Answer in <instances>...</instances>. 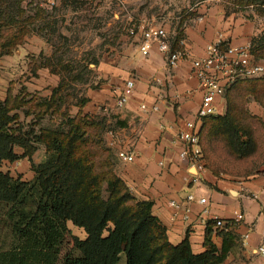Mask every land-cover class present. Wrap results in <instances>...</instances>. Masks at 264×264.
Listing matches in <instances>:
<instances>
[{
  "label": "trees",
  "instance_id": "1",
  "mask_svg": "<svg viewBox=\"0 0 264 264\" xmlns=\"http://www.w3.org/2000/svg\"><path fill=\"white\" fill-rule=\"evenodd\" d=\"M22 0L16 6L0 0V57L11 54L24 37L33 31L42 33L53 26L39 3ZM88 0H65L76 9ZM56 9L55 4L50 6ZM28 11H30L28 13ZM44 22L37 27L38 19ZM173 50V49H172ZM250 52L264 58V41H252ZM36 67H46L62 75L51 57L39 61ZM62 82L51 89L49 97L22 89L0 98V165L31 156L38 148L46 147L45 159L33 165L31 179L14 177L0 166V223L9 226L14 244L0 252V264H217L222 255L214 246L194 253L188 238L171 243L165 226L152 213L151 200L137 199L117 174L112 152L104 143V126L82 113L87 98L81 99L79 110L65 115L57 127L35 132L33 124L23 130L17 109L25 106L24 95L36 97L32 109L36 124L58 111ZM22 94V95H21ZM253 96L264 106V77L249 80L238 78L225 91L224 114L208 118L204 132L203 119L198 130L201 161L214 174L247 177L264 162V122L249 113L248 97ZM22 97L19 100V97ZM251 120L255 121L253 126ZM66 124L67 128L63 127ZM201 137V138H200ZM15 147L22 153L15 151ZM262 151V155L260 153ZM258 155V166L240 172L227 166L228 159L246 160ZM82 228L85 237L71 233L68 223ZM71 241V248L65 247ZM124 262H121V256Z\"/></svg>",
  "mask_w": 264,
  "mask_h": 264
},
{
  "label": "crops",
  "instance_id": "2",
  "mask_svg": "<svg viewBox=\"0 0 264 264\" xmlns=\"http://www.w3.org/2000/svg\"><path fill=\"white\" fill-rule=\"evenodd\" d=\"M104 1L114 8L115 21L128 26V30L135 28V33L122 34L116 46L100 59L99 79L84 92L87 100L81 110L103 120L106 130L102 137L112 152L117 174L137 199L152 201V213L165 226L171 243L178 244L187 237L194 253L214 246L215 254L222 255L217 264H264L257 252L264 244V162L247 177L214 174L208 168L198 170L181 160L180 152L186 144L179 139L187 121L199 128L201 125L196 116L202 89L191 61L204 57L207 45L219 33L228 45L264 41V0ZM21 4L28 7L29 1L22 0ZM140 25L166 31L170 49L183 52L177 66L168 67L156 43L147 54L141 52ZM23 43L4 55H15ZM252 61L264 65V58L253 56ZM35 68L42 72L40 79L45 75L50 78L49 93L38 92L49 97L58 78L46 67ZM128 79L134 80L133 92L119 106L117 100ZM12 84L10 79L7 89ZM216 107L218 114L225 111V96L216 98ZM79 109L75 107L74 113ZM248 109L264 122V107L253 98ZM109 129L112 135L106 133ZM119 151L134 158L123 160L118 157ZM18 160L12 163L18 164ZM33 175L29 170L22 178L31 179ZM190 194L192 199H188ZM185 211L189 214L186 220L182 218ZM237 211L243 218L233 221ZM213 216L229 220V226L217 227Z\"/></svg>",
  "mask_w": 264,
  "mask_h": 264
},
{
  "label": "rangeland",
  "instance_id": "3",
  "mask_svg": "<svg viewBox=\"0 0 264 264\" xmlns=\"http://www.w3.org/2000/svg\"><path fill=\"white\" fill-rule=\"evenodd\" d=\"M5 1L6 4L11 3L14 6L17 3L16 0ZM28 1L44 3V7L48 10L41 11H44L45 14L49 13L47 19L51 22L53 28H46L41 34L36 31L31 32L26 36L27 39L15 55H3L0 58V98L3 99L5 97L8 89H11L12 93L16 94L26 87L27 92L36 93L37 95H39L38 92L41 94L49 93V86H51L50 81H48L50 79L49 76L45 75L44 79H40L39 75L42 72L38 71L35 66L39 61H43L45 57H51L52 61L56 63L58 69L62 72V75H59L49 71L58 78V83L62 82V90L58 96H62L63 98L58 111L52 114L50 112L45 113L44 117L36 124L34 119H32V109L29 113L27 112L28 106H30L29 102H31L29 99L32 98V102H36L38 100L37 95L33 97L24 95L26 105L24 107L20 106L17 109L19 121L23 124V130L28 127L30 128L31 123H35L32 128L35 132H39L43 128L57 127L62 120H66L65 115L74 114L75 107L80 106L79 102L85 97L84 92L86 89L94 87L96 81L99 79L97 65L100 59L110 50V47L116 46L122 34H130V31L128 30V26L120 25V23L115 21L114 8L110 7L104 0H88L86 3L79 4L76 9L73 8L72 3L65 4V0ZM51 2H54L56 9L50 7ZM43 22L44 19H38L37 27ZM260 77H264V73L246 78L252 80ZM10 79L13 84L9 85L7 89ZM21 98L20 96L19 100ZM252 98L257 101L250 95L246 108L251 115L258 117L248 109V103ZM224 113L225 111L221 114ZM90 119L102 123L106 130L102 119L91 116ZM209 119L205 123V133L209 127ZM251 122L253 126L255 121L251 120ZM63 127L67 128L66 124ZM36 145L38 148L29 158L28 156L20 158L18 164L4 160L0 165L1 168L12 176L21 178L29 170L34 172L32 166L38 165L43 161L46 153V147L42 142L36 143ZM17 151L18 153H22L18 147ZM260 153L262 155L261 150ZM259 159H261V156ZM259 159L257 153L246 160H234L230 158L228 159L229 163H227V166L241 173L253 167V163L254 166H258L260 163ZM68 226L73 235L80 238L85 237V232L82 228L74 226L71 222L68 223ZM14 242L15 238L9 226L0 223V252L9 249ZM65 247L71 248L70 239H68ZM121 262H124L123 255L121 256Z\"/></svg>",
  "mask_w": 264,
  "mask_h": 264
},
{
  "label": "built area",
  "instance_id": "4",
  "mask_svg": "<svg viewBox=\"0 0 264 264\" xmlns=\"http://www.w3.org/2000/svg\"><path fill=\"white\" fill-rule=\"evenodd\" d=\"M138 28V27H137ZM139 29L142 34L140 50L143 54H147L151 45L156 43L158 49L166 56L167 65L169 68L177 66L178 61L183 56V52L171 50L167 33L162 27L153 25H140ZM130 33H135V28H130ZM253 54L250 52V44L243 45H228L224 42L221 33L217 38L209 43L206 48V55L202 58H197L191 61L193 74L198 78L202 89V98L197 109V120L200 122L203 119L212 115L218 114L216 107V98L224 96L227 87L238 78H246L264 73V65L252 61ZM134 88V80L128 79L120 91L117 104L124 105ZM142 107H144L142 105ZM187 129L179 133V139L186 145L180 152L181 160L185 165H193L198 170H204L205 166L201 161V147L199 145L198 130L193 121L186 122ZM112 135V130L106 132ZM108 145L112 141H107ZM118 157L123 160H132V154L123 151L118 152ZM193 195H188V199H192ZM200 202H205V198H200ZM170 204L177 207L174 201ZM189 214L185 211L182 214L183 219H187ZM243 218V213L237 211L233 214V221H240ZM212 220L219 228H227L230 224L229 220L222 219L218 216H213ZM248 234H245L247 236ZM257 252L264 258V244L257 248Z\"/></svg>",
  "mask_w": 264,
  "mask_h": 264
}]
</instances>
